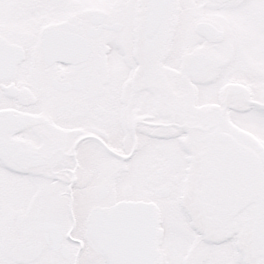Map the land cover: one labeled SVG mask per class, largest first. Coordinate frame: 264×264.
<instances>
[{
  "label": "snow or ice",
  "instance_id": "snow-or-ice-1",
  "mask_svg": "<svg viewBox=\"0 0 264 264\" xmlns=\"http://www.w3.org/2000/svg\"><path fill=\"white\" fill-rule=\"evenodd\" d=\"M0 264H264V0H0Z\"/></svg>",
  "mask_w": 264,
  "mask_h": 264
}]
</instances>
